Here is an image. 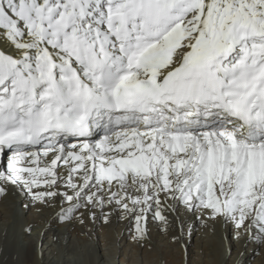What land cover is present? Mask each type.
I'll return each mask as SVG.
<instances>
[{"label":"snow or ice","instance_id":"snow-or-ice-1","mask_svg":"<svg viewBox=\"0 0 264 264\" xmlns=\"http://www.w3.org/2000/svg\"><path fill=\"white\" fill-rule=\"evenodd\" d=\"M0 158L49 227L264 246V0H0Z\"/></svg>","mask_w":264,"mask_h":264},{"label":"bare ground","instance_id":"bare-ground-1","mask_svg":"<svg viewBox=\"0 0 264 264\" xmlns=\"http://www.w3.org/2000/svg\"><path fill=\"white\" fill-rule=\"evenodd\" d=\"M24 203L23 193L0 199V260L5 264H235L239 253H244L243 264H264V246L245 238L229 241L225 226L205 228L195 217L187 218L190 236L185 232L183 239L173 241L151 224L148 239L137 244L129 239L124 221L49 227L51 209L38 212ZM27 224L33 226L31 235L23 230ZM45 235L51 243L43 242Z\"/></svg>","mask_w":264,"mask_h":264},{"label":"rangeland","instance_id":"rangeland-1","mask_svg":"<svg viewBox=\"0 0 264 264\" xmlns=\"http://www.w3.org/2000/svg\"><path fill=\"white\" fill-rule=\"evenodd\" d=\"M0 162H2V158L0 159ZM46 237H45V241L43 240V242H46V241H48L49 243H51V238L49 237V235H45ZM43 246H41V248H42ZM256 253H258V249H256ZM256 256H254L253 258H255Z\"/></svg>","mask_w":264,"mask_h":264}]
</instances>
